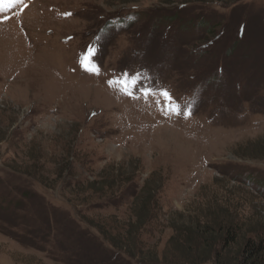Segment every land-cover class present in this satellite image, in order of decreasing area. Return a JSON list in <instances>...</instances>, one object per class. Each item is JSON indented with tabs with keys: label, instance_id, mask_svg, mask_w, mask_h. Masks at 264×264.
Wrapping results in <instances>:
<instances>
[{
	"label": "rangeland",
	"instance_id": "374dc122",
	"mask_svg": "<svg viewBox=\"0 0 264 264\" xmlns=\"http://www.w3.org/2000/svg\"><path fill=\"white\" fill-rule=\"evenodd\" d=\"M204 223L239 233L213 264L264 241V0H0V264L197 263Z\"/></svg>",
	"mask_w": 264,
	"mask_h": 264
},
{
	"label": "trees",
	"instance_id": "16d2710c",
	"mask_svg": "<svg viewBox=\"0 0 264 264\" xmlns=\"http://www.w3.org/2000/svg\"><path fill=\"white\" fill-rule=\"evenodd\" d=\"M175 20H178L176 18V16L173 17L172 19H170V22L174 23ZM163 23H165V22H163ZM201 27H203V26H201ZM202 30L206 31L207 37H212L215 34L216 26L208 25V26H206L205 29L202 28ZM67 153L69 156V155L73 154V151L68 150ZM67 153L65 154L66 157H67ZM69 162H70L69 159H67V160L63 159L62 164L60 163V165L58 166L57 176H58L59 180H61V178L64 177L65 175L73 176L71 166H74V165H72V164L68 165ZM129 181L130 180L127 179L126 181L120 182V184H122L124 182H129ZM152 185L153 184H151V183L149 185H146V183H145V186L141 189L137 198L132 203L134 206H132L131 212H133L134 220L137 222L135 223L136 230L134 232H129V233L131 234V236L134 235L133 236L134 239L138 242L140 240V234L142 233L143 228L148 226L150 224V221L155 222V219H157V216L155 215V213H156L155 207L158 206V200L156 198V194H157V192L160 191V188L159 187H152ZM128 187H129V185H128ZM118 188H119V186L116 185L114 182L113 183H106V184L96 183V184H91L89 187H87L85 189V191L91 189V190L95 191L94 192L95 195H98L99 197L104 198V197L112 196L115 191H118ZM108 189H109V191H108ZM112 190H113V193L109 195L108 192H111ZM22 195H23V198L25 199V201H28L27 199L30 200L29 195L28 196L26 195V191L23 192ZM30 195L32 198L33 193H31ZM70 195L71 196L76 195L77 197H78V195L81 196L80 190L73 191V192H71ZM75 201L77 203L82 202V201H79L78 199H76ZM8 205H9V203H8ZM8 222H9V220H8ZM199 228H198L197 232H194V236H193L192 240L193 239H199L198 243L201 245L200 251L204 255V258L201 259V261H199L197 263L193 262L190 264H210V263L213 264L214 260L216 259L217 256L220 255V253L225 252L230 244H232V243L234 244L238 241V237H239L238 230L236 228H233L231 225H228L226 228L225 227L222 228V230L220 231L221 235L219 238L215 234L216 227H214L210 224L204 223L202 225V228L201 229H199ZM102 234H104V236H106L105 235L106 232H104V230H103ZM179 237H183V233H180ZM104 238H108V237H104ZM11 239H13V238H11ZM18 239L21 240V238H18ZM13 240L23 246L24 239H23V241L16 240V239H13ZM192 240H190V241H192ZM107 242H109V244H111L117 251L122 250L121 252H123V250H126L124 248V246L122 245L121 241L108 238ZM119 245L121 247H119ZM191 251H192V249H190L189 252H191ZM123 253L127 254L128 256H130L132 258H135V256H136L135 253H131V250L124 251ZM263 255H264V241L262 238H259L257 240V242H254L253 240L248 239L242 248V252L240 253V256L244 259V261H243L244 264H250L252 259L258 258L259 256L261 257Z\"/></svg>",
	"mask_w": 264,
	"mask_h": 264
},
{
	"label": "snow or ice",
	"instance_id": "6c2138e0",
	"mask_svg": "<svg viewBox=\"0 0 264 264\" xmlns=\"http://www.w3.org/2000/svg\"><path fill=\"white\" fill-rule=\"evenodd\" d=\"M91 55H94V50H92V49H90L89 50V56H91ZM88 57H85V60L86 61H88ZM85 67H86V69L88 70V71H92V72H95V73H97L98 74V72H99V70L95 67V65L94 64H91L90 62H88V63H86L85 64ZM137 82H138V78L137 79H133L132 81H131V84L133 85V86H135L136 84H137ZM115 83V82H114ZM123 83L125 84V88H124V91H125V93L126 94H128V95H132L133 93L131 92V91H129V89H128V87H127V85H128V80H127V78L125 79V81H123ZM145 94H148L147 92L145 93ZM163 95L167 98V99H171L170 97H168V94L167 93H163Z\"/></svg>",
	"mask_w": 264,
	"mask_h": 264
}]
</instances>
